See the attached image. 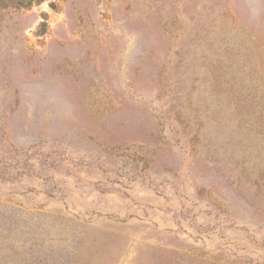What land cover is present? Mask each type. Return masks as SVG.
I'll return each instance as SVG.
<instances>
[{"label": "rangeland", "instance_id": "374dc122", "mask_svg": "<svg viewBox=\"0 0 264 264\" xmlns=\"http://www.w3.org/2000/svg\"><path fill=\"white\" fill-rule=\"evenodd\" d=\"M0 264H264V0H0Z\"/></svg>", "mask_w": 264, "mask_h": 264}]
</instances>
